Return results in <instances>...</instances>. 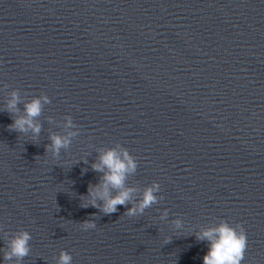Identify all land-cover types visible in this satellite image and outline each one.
<instances>
[{"label":"water","instance_id":"obj_1","mask_svg":"<svg viewBox=\"0 0 264 264\" xmlns=\"http://www.w3.org/2000/svg\"><path fill=\"white\" fill-rule=\"evenodd\" d=\"M14 91L17 116L40 98L38 138L9 129ZM123 147L133 201L155 181L159 202L82 207L92 164ZM225 220L246 231L241 264H264V0H0V264L20 230L22 264H203L196 234Z\"/></svg>","mask_w":264,"mask_h":264},{"label":"clouds","instance_id":"obj_2","mask_svg":"<svg viewBox=\"0 0 264 264\" xmlns=\"http://www.w3.org/2000/svg\"><path fill=\"white\" fill-rule=\"evenodd\" d=\"M47 100V97H45ZM20 97L17 92L12 93V98L9 100L6 111L11 115L13 123L8 127L11 131L22 134L31 132L33 138H38L42 130V125L37 122V118L41 115L42 104L40 98H34L31 102L24 105V115L17 116L19 111L18 104ZM74 124L72 117H67L66 128H73ZM77 133L68 131L67 134H50L48 143L45 146L46 152L50 153L53 158L59 159L62 150H67L71 147L72 138ZM85 163H87L85 161ZM92 170L96 172H104L101 183L88 187L87 195H82L86 198L92 197L91 200L86 199L82 207L89 206L98 208L105 215H110L118 211V206H125L127 211L125 214L128 217H137L145 213V210L159 202L160 184L153 182L152 185L145 188L143 196L138 201H133L134 188L125 187L126 180L129 174L137 170V162L128 152L127 148L123 147L122 151L115 148H110L104 152L99 163L92 164ZM107 169V171H105ZM111 189H115L116 194H111ZM97 198L102 201V204L97 203ZM131 205L128 208V205ZM168 212L165 211L161 219L167 217ZM176 226H180V221H175ZM96 224L94 221L85 220L81 223L83 230L94 229ZM8 236V234L6 235ZM198 241L209 242V250L203 257V264H241L244 259L245 250L247 248V235L244 227L241 224L231 225L226 220L214 228L203 230L196 234ZM32 236L27 230L17 231L7 240L4 248V261L7 264H22V261L31 252L30 241ZM72 255L62 250L59 254L57 264H72Z\"/></svg>","mask_w":264,"mask_h":264}]
</instances>
